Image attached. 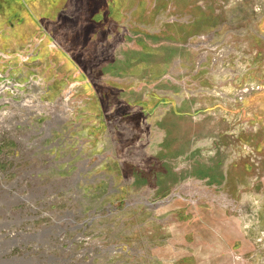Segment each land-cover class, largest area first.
Wrapping results in <instances>:
<instances>
[{
  "label": "rangeland",
  "instance_id": "rangeland-1",
  "mask_svg": "<svg viewBox=\"0 0 264 264\" xmlns=\"http://www.w3.org/2000/svg\"><path fill=\"white\" fill-rule=\"evenodd\" d=\"M0 264H264V0H0Z\"/></svg>",
  "mask_w": 264,
  "mask_h": 264
}]
</instances>
